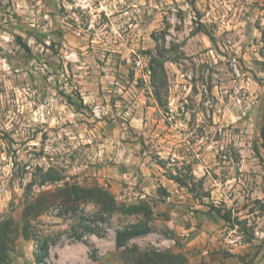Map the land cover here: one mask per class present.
Instances as JSON below:
<instances>
[{
	"label": "rangeland",
	"instance_id": "obj_1",
	"mask_svg": "<svg viewBox=\"0 0 264 264\" xmlns=\"http://www.w3.org/2000/svg\"><path fill=\"white\" fill-rule=\"evenodd\" d=\"M66 183L153 215L24 229ZM0 231L12 264L38 235L49 264H264V0H0Z\"/></svg>",
	"mask_w": 264,
	"mask_h": 264
},
{
	"label": "trees",
	"instance_id": "obj_2",
	"mask_svg": "<svg viewBox=\"0 0 264 264\" xmlns=\"http://www.w3.org/2000/svg\"><path fill=\"white\" fill-rule=\"evenodd\" d=\"M17 43L23 47L27 53H32L31 48L28 44L24 43L22 37L17 38ZM53 181H61L62 179L58 176L51 179ZM50 197L48 198V196ZM49 195L43 194L40 198L35 199L33 202H28L24 210V229H29L32 226L35 218L43 214L44 211L49 208H59L66 209V212L73 213L74 217L77 218L78 214L83 209L85 205L92 204L96 207L97 212L95 217L100 216L101 218L106 216L109 219L118 216H123L129 218L132 216H139L144 220H148L152 215L153 211L148 205H138V204H122L118 201L117 197L108 189L101 186L92 187H81L78 185H70L66 183L58 189V194L50 193ZM94 219L93 224L91 220L87 219L85 216H79L77 219V226L75 230L78 234L77 240L81 241L84 235H96L103 237L96 226L100 219ZM93 224V225H92ZM9 228V223L6 226ZM35 233H39L37 229L34 230ZM153 231V227L147 223L140 220L137 224H127L126 226H121L117 230V242L118 244H125L127 241L133 239L137 236H142L149 234ZM8 231H0V240L8 241ZM35 236V240L38 242L36 244L35 252V263L36 264H49L48 254L50 249L49 240H41V236ZM10 248L7 244L0 243V264H12L10 257Z\"/></svg>",
	"mask_w": 264,
	"mask_h": 264
},
{
	"label": "crops",
	"instance_id": "obj_3",
	"mask_svg": "<svg viewBox=\"0 0 264 264\" xmlns=\"http://www.w3.org/2000/svg\"><path fill=\"white\" fill-rule=\"evenodd\" d=\"M233 260H236V259H233ZM263 261H264V259H263ZM227 263L231 264V262H227Z\"/></svg>",
	"mask_w": 264,
	"mask_h": 264
}]
</instances>
